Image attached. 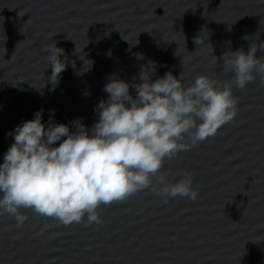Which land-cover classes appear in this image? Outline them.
<instances>
[{
	"label": "water",
	"instance_id": "obj_1",
	"mask_svg": "<svg viewBox=\"0 0 264 264\" xmlns=\"http://www.w3.org/2000/svg\"><path fill=\"white\" fill-rule=\"evenodd\" d=\"M53 41L66 57L54 88L44 51ZM259 42L264 0H0V162L5 133L38 109L45 123L54 110L55 122L91 127L110 75L136 82L151 60L153 79L167 71L185 86L200 74L230 83L222 55ZM87 60L91 70L77 75ZM232 94L233 120L162 163L169 179L191 174L196 199L145 189L100 205V223L20 209L18 226L0 214V264H264V79Z\"/></svg>",
	"mask_w": 264,
	"mask_h": 264
},
{
	"label": "clouds",
	"instance_id": "obj_2",
	"mask_svg": "<svg viewBox=\"0 0 264 264\" xmlns=\"http://www.w3.org/2000/svg\"><path fill=\"white\" fill-rule=\"evenodd\" d=\"M196 37L197 45L201 41ZM258 48L264 50V43L222 55L224 71L232 74L230 83L200 74L185 86L181 75L167 71L153 79L156 63L151 60L141 65L136 82L110 75L103 85L106 98L93 108L97 118L91 127L80 118L55 122L54 110L45 123L43 109L36 110L32 118L5 133L12 142L0 162V214L11 215L18 226L26 220L20 209L65 225L85 217L88 223H100V205L145 189L165 198L196 199L191 174L169 179L160 173L162 163L214 136L234 119L232 86L244 88L256 74L264 79ZM44 51L54 88L66 68V57L55 41ZM136 56L143 59L139 53ZM87 61L77 75L91 70L93 62ZM185 138L190 143H183Z\"/></svg>",
	"mask_w": 264,
	"mask_h": 264
}]
</instances>
